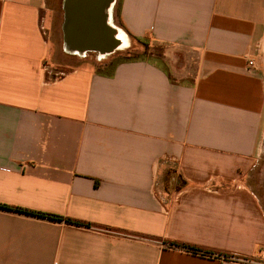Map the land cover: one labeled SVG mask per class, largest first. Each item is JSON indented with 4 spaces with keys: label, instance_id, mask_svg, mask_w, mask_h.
Listing matches in <instances>:
<instances>
[{
    "label": "crops",
    "instance_id": "obj_1",
    "mask_svg": "<svg viewBox=\"0 0 264 264\" xmlns=\"http://www.w3.org/2000/svg\"><path fill=\"white\" fill-rule=\"evenodd\" d=\"M115 2L177 68L58 64L44 1L0 0V264L259 261L264 0Z\"/></svg>",
    "mask_w": 264,
    "mask_h": 264
},
{
    "label": "water",
    "instance_id": "obj_2",
    "mask_svg": "<svg viewBox=\"0 0 264 264\" xmlns=\"http://www.w3.org/2000/svg\"><path fill=\"white\" fill-rule=\"evenodd\" d=\"M114 3L115 0H62L61 32L66 54L84 57L93 53L101 58L119 50L120 30L111 23Z\"/></svg>",
    "mask_w": 264,
    "mask_h": 264
},
{
    "label": "rangeland",
    "instance_id": "obj_3",
    "mask_svg": "<svg viewBox=\"0 0 264 264\" xmlns=\"http://www.w3.org/2000/svg\"><path fill=\"white\" fill-rule=\"evenodd\" d=\"M43 1L46 9V12L44 13L45 21L43 23V28L45 32L48 34L49 48L51 54L53 53L56 55L58 64L60 63L62 57H65V59L71 61L70 62L71 66L74 65L80 66V65L88 64L97 68V67H101L103 64L105 65L110 63V65H114L125 58L127 59L132 57L133 59L145 58V59H149L150 61H156L157 64H160L161 66H164L168 70H171L173 66L177 68V65L179 64V60L183 59L182 54L177 53L172 55L171 51L166 47L149 42H145V44L132 42L130 45H128L126 49L118 50L111 55L104 56L101 58H99L96 54L93 53H88L84 57L68 55L64 52L63 43H62V32H61V26L63 23V13L61 8L62 0H43ZM115 6L116 5L114 4V7ZM175 60L176 63H174ZM65 66H59L56 72L61 73L66 69H68Z\"/></svg>",
    "mask_w": 264,
    "mask_h": 264
},
{
    "label": "trees",
    "instance_id": "obj_4",
    "mask_svg": "<svg viewBox=\"0 0 264 264\" xmlns=\"http://www.w3.org/2000/svg\"><path fill=\"white\" fill-rule=\"evenodd\" d=\"M137 43H144L145 44L144 41H138ZM137 60H145L146 61V60H149V59H145V58H143V59H133L132 57H130V58H127V59L125 58V59L121 60L118 63L127 62V61H137ZM1 208H4V207H1ZM37 215L41 216V214H37ZM49 217L52 218V219H55V220H62V218L57 217V216H49ZM64 221H66L68 223H71V224H75V225H83V224H80V223H77V222H72V221H70L68 219H65ZM83 226H85V225H83ZM170 246L173 247V248H179V249H181L183 251H186V252H191V253H197L198 252V250H196V249H194L192 247H189V246L174 245V244H170Z\"/></svg>",
    "mask_w": 264,
    "mask_h": 264
},
{
    "label": "bare ground",
    "instance_id": "obj_5",
    "mask_svg": "<svg viewBox=\"0 0 264 264\" xmlns=\"http://www.w3.org/2000/svg\"><path fill=\"white\" fill-rule=\"evenodd\" d=\"M117 38L119 39V41L121 42V45L119 47V50H124L127 48V40L124 36V34L121 31H117Z\"/></svg>",
    "mask_w": 264,
    "mask_h": 264
},
{
    "label": "built area",
    "instance_id": "obj_6",
    "mask_svg": "<svg viewBox=\"0 0 264 264\" xmlns=\"http://www.w3.org/2000/svg\"><path fill=\"white\" fill-rule=\"evenodd\" d=\"M248 64H249V66H251V67L254 66L253 62H249ZM251 264H264V251H263V255H262V257L260 258V260H259V261H256V262H252Z\"/></svg>",
    "mask_w": 264,
    "mask_h": 264
}]
</instances>
